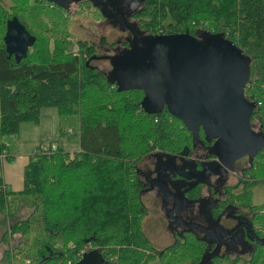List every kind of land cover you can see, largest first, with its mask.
<instances>
[{"label":"trees","instance_id":"trees-1","mask_svg":"<svg viewBox=\"0 0 264 264\" xmlns=\"http://www.w3.org/2000/svg\"><path fill=\"white\" fill-rule=\"evenodd\" d=\"M8 1L7 6L0 2V154L11 158L5 136L18 133L23 122L37 123L41 109L49 106L56 108L61 130L73 126L78 149L57 145L30 155L18 190L8 189L0 176V213L5 221L13 220L2 236L6 264H77L89 251L105 264L229 260L227 255L209 256L208 240L191 229L157 249L142 224L147 208L141 198L146 183L139 177L140 160L151 152L190 156L199 143L215 159L214 140L206 141L201 128L193 139L165 107L158 113L144 111L143 91L120 88L109 79L93 62L97 45L73 38L69 23L29 25L24 13L38 0ZM76 3L87 6V0ZM14 16L34 37L20 60L6 52L3 41L6 23ZM130 18L145 33H222L240 47L251 60L244 87L245 97L255 102L251 126L264 138V0H139ZM243 175L242 194L220 201L213 211L218 216L238 201L253 210L254 227L264 235V201H250L252 187L264 182V147L249 158ZM203 186L199 181L189 187L186 197L196 200ZM22 207L28 212L19 216ZM244 264H264V241H255Z\"/></svg>","mask_w":264,"mask_h":264},{"label":"water","instance_id":"water-1","mask_svg":"<svg viewBox=\"0 0 264 264\" xmlns=\"http://www.w3.org/2000/svg\"><path fill=\"white\" fill-rule=\"evenodd\" d=\"M48 1L65 6L78 0ZM3 41L6 52L20 60L34 37L14 16L6 23ZM110 62L112 80L120 88L143 91L144 111L158 113L165 107L193 139L200 128L206 141L214 139V172L228 170L237 158H252L264 147L263 135L251 126L255 102L244 94L250 57L222 33H145L139 43L133 37L129 48L112 55ZM100 261L89 251L77 264Z\"/></svg>","mask_w":264,"mask_h":264},{"label":"flooded vegetation","instance_id":"flooded-vegetation-1","mask_svg":"<svg viewBox=\"0 0 264 264\" xmlns=\"http://www.w3.org/2000/svg\"><path fill=\"white\" fill-rule=\"evenodd\" d=\"M100 1L105 2V0ZM109 2L115 4L117 13L115 20L118 18L121 29H126L130 33V39L135 37L139 43V38L145 32L136 28L135 22L130 18L139 0H135V8L127 13L116 5L122 4L118 0ZM100 10L105 15V9L100 7ZM103 40H105L103 35L92 40L98 47V57L93 61H105V58H110L105 51L107 47L111 49L116 46V50H121L131 45V40L129 42L127 37L116 41L114 46L110 45L111 41L105 46ZM125 41L127 43L122 44ZM208 153L210 149L204 148L201 143L196 145L190 156L185 153L172 155L151 152L140 160L141 166L138 164L139 177L145 181L144 190L149 191L150 200L158 210L154 217L157 221H162L161 215L167 219L181 218L187 224L183 223L180 231L191 229L208 240L209 256L216 253L219 256L229 257V260L218 264H244L254 250L255 241L259 243L264 241V235H259V226L254 227L253 210L239 204L238 201H235L234 205L225 207L218 216L213 210L220 201L226 200L232 194L236 196L242 194L247 181V177L243 175V169L248 166L249 156L243 155L237 158L228 170L220 169L214 172L212 169L218 164ZM199 162L201 168L198 167ZM199 181L204 182V186L198 198L196 200L187 198L186 190Z\"/></svg>","mask_w":264,"mask_h":264},{"label":"rangeland","instance_id":"rangeland-1","mask_svg":"<svg viewBox=\"0 0 264 264\" xmlns=\"http://www.w3.org/2000/svg\"><path fill=\"white\" fill-rule=\"evenodd\" d=\"M118 1L122 4L116 5L122 8L125 13L135 8V0ZM0 2L6 6L10 3L8 0H0ZM100 7L105 9V15L100 10ZM116 14L115 4L110 3L108 0H105V2L87 0V6H79L78 3L71 1L66 3L64 7L38 0L31 4L28 11H25L24 19L29 25L39 24L47 20L58 24L69 23V29L72 32L73 38L92 41L96 40L99 35H103L108 43L110 41L116 43V41L123 40L126 37L130 42V33L126 29H121L120 21L118 18L115 20ZM74 49L75 46L73 45ZM126 49L125 47L124 49L116 50V46H114L111 49L107 47L105 51L111 57ZM93 62L106 73L109 79H112L110 58H105V61ZM65 128L64 130L60 129L57 110L55 107L49 106L41 109L40 119L37 123L23 122L20 125L18 133L5 136L4 139L10 150L9 154L11 158H4L0 162V176L7 183L8 189L18 190L22 187L21 176L24 164L30 155L39 152L40 145L55 144L70 152L78 149V136L69 131L73 130V126H69L66 130ZM139 165L141 166L142 163L139 162ZM253 187L255 189L254 191L252 190L250 201L253 204L262 203L264 201V182L261 181ZM141 196L147 208L142 220L144 232L151 240L153 246L161 249L173 241L175 234L181 230L182 225L187 223L181 218L167 219L163 215H161L162 221H157L154 217H156L158 210L150 200L149 191L143 190ZM27 212L28 209L22 207L18 214L19 216H24ZM11 222L13 220L8 219L5 221L3 215L0 213V264H6L3 258V251L6 249L7 244L2 241V236ZM10 242L12 245L14 244V236L10 238ZM96 257L98 258L97 255ZM240 260L242 261V259ZM240 260L239 262H241ZM149 264H153V262Z\"/></svg>","mask_w":264,"mask_h":264},{"label":"built area","instance_id":"built-area-1","mask_svg":"<svg viewBox=\"0 0 264 264\" xmlns=\"http://www.w3.org/2000/svg\"><path fill=\"white\" fill-rule=\"evenodd\" d=\"M69 131L72 132V130H69ZM56 148H57V145L55 144H47V145L42 144L40 145L39 151L43 153V152L53 151ZM4 157H5L4 153L0 154V162L4 159Z\"/></svg>","mask_w":264,"mask_h":264},{"label":"crops","instance_id":"crops-1","mask_svg":"<svg viewBox=\"0 0 264 264\" xmlns=\"http://www.w3.org/2000/svg\"><path fill=\"white\" fill-rule=\"evenodd\" d=\"M10 153V150L8 149V154ZM10 155V154H9ZM23 171V170H22ZM3 179V178H2ZM4 181V180H3ZM21 181H22V184H23V180H22V176H21ZM5 184H7L5 181H4ZM256 186V184H255ZM255 187L252 188V190L254 191Z\"/></svg>","mask_w":264,"mask_h":264}]
</instances>
